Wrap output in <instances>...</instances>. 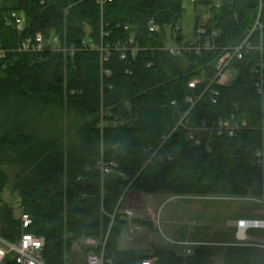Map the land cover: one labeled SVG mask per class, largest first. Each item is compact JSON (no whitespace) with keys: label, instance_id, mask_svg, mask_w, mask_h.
<instances>
[{"label":"trees","instance_id":"trees-1","mask_svg":"<svg viewBox=\"0 0 264 264\" xmlns=\"http://www.w3.org/2000/svg\"><path fill=\"white\" fill-rule=\"evenodd\" d=\"M190 3L196 13L187 40L185 0H111L103 8L98 0H0V45L7 51L0 58V148L10 147L24 168L20 204L33 219L29 230L46 239L48 264H68L73 245L89 238L101 245L87 253L103 251L105 264L152 256L160 264H214L217 255L225 264H264V249L247 243L221 252L202 244L187 256L165 245L152 251L121 246L128 225L124 202L133 193L264 197L258 155L264 151V97L256 87L264 60V0ZM12 13L26 16L24 32ZM152 19L161 27L157 32L149 29ZM202 25L205 34L198 33ZM38 32L58 34L78 50L18 51ZM132 37L139 49L122 58L117 47ZM245 39L252 48L229 65L238 71L235 79L212 85L219 91L216 103L208 81L189 87L193 78H214L219 59ZM170 40L192 49L174 55ZM206 42L210 47L195 50ZM89 43L110 46L109 59L102 61ZM191 96L200 97L193 107ZM233 116L249 128L234 136L204 128ZM30 124L44 129L40 139ZM57 132L62 139L71 134L70 142ZM101 162L114 163L113 172L103 174ZM2 163L0 230L16 242L24 229L1 196L8 182ZM1 264H16L14 256Z\"/></svg>","mask_w":264,"mask_h":264},{"label":"rangeland","instance_id":"rangeland-1","mask_svg":"<svg viewBox=\"0 0 264 264\" xmlns=\"http://www.w3.org/2000/svg\"><path fill=\"white\" fill-rule=\"evenodd\" d=\"M184 6L186 11L182 26L186 39L189 40L194 36L196 12L189 0H185ZM171 42L172 40L168 44ZM237 72L235 76L233 75L234 77L230 76V78L233 77L232 81ZM69 115L72 116L68 113L66 117ZM30 130H34L39 139L44 134V129L39 128V125L33 127L30 124ZM56 136L64 140L65 144L71 140V134L66 132H64V139L61 133L57 132ZM0 159L4 160L1 167L8 176L7 186L1 196L16 209L19 216V198L24 188L19 174H22L24 168L15 161V152L11 151L7 145L0 148ZM123 211L127 215L128 223L121 239V246L125 249L152 251L157 245H165L181 254L185 247L179 242L186 240L218 246L220 252L223 246L233 244H264V229L251 228L247 230V238L238 239V229L234 224V221L239 218L264 219V197L180 196L165 192L133 193L126 198ZM89 246L82 244L81 241L75 243L69 263L88 264L87 248ZM192 248L195 249V247ZM213 261L214 264H225L221 255L214 256Z\"/></svg>","mask_w":264,"mask_h":264},{"label":"built area","instance_id":"built-area-1","mask_svg":"<svg viewBox=\"0 0 264 264\" xmlns=\"http://www.w3.org/2000/svg\"><path fill=\"white\" fill-rule=\"evenodd\" d=\"M111 0H98V3L103 8L104 4ZM196 0H190V2H195ZM11 18L15 21L16 28L19 32H24L25 24H26V16L24 14H17L12 13ZM207 18V16H205ZM11 23V22H10ZM160 26L155 23L152 19L150 20L149 29L151 32H157L160 30ZM206 30L204 26H200L198 29L199 34H205ZM208 48L210 47L209 42H206L204 46L198 45L195 47L197 52L201 51V48ZM86 48L90 49H99L102 53V61H107L111 55V48L108 45H100L96 46L93 43H89L86 45ZM119 50L122 51V58L127 57L128 51H131L133 56L136 55L139 47L135 44L134 38L132 37L127 44L119 45L117 47ZM252 48V45L245 39L240 45L233 48L230 52L225 53L217 63L218 73L214 78H207L205 76L199 78H193L189 82V87L192 89L197 88L199 85L203 84L204 82L208 81V86L206 90H210L212 94V102H217V97L219 96V91L212 87V85H227L230 81H232L233 77L235 76L236 69H232L229 67L231 60L236 58H243L244 54L247 53ZM48 49L51 50H63L68 51L71 54H74L78 47L76 45H72L71 47L65 46L61 42V38L58 34H52L50 37L46 38L41 32H38L33 38H27L22 41L21 46L19 47L18 51L20 52H43ZM167 49L174 55H181L185 50L192 49L189 47L186 42H182L181 44H176L173 41L171 44H168ZM7 51L0 45V58H4ZM259 73L258 82L256 83V87L260 95L264 97V60L262 61L260 68L257 71ZM233 76L230 78V76ZM230 80V81H229ZM200 97L191 96L188 98V101L192 104V107L198 102ZM264 123V121H263ZM264 125V124H263ZM204 128L209 129L210 131L217 132L218 134L222 135L227 133L229 136L236 135L239 131L243 129L249 128V123L246 120H237L234 116L231 119H222L219 122L213 124L211 127ZM260 157V163L264 165V151H260L258 153ZM115 166L114 163L106 164L104 162L100 163V169L103 174H110L113 172V167ZM19 217L21 220L22 228L24 229L21 238L16 242H11L5 239L1 235L0 230V264L3 263L9 255H13L15 258L16 264H48L42 255L43 248L46 243V239L44 236H38L35 233L31 232L29 229L33 224V219L29 213L23 210V207L20 204V212ZM238 223H235L237 222ZM234 222L235 226L238 229L241 227L246 228L247 230L251 228H261L264 229V219H248V218H241ZM249 222V223H248ZM246 223V224H245ZM248 223V224H247ZM238 237V233H237ZM238 239H241L238 237ZM245 239V238H244ZM179 244L183 245L185 248L183 250V255H191L193 254L194 248L204 243L197 242V241H181ZM256 245V244H254ZM260 246L264 248V244H257L256 246ZM87 263L88 264H105V259L103 255V251L101 254H97L95 252H89L87 254ZM135 264H160L159 258L157 256H152L149 258H145L139 260Z\"/></svg>","mask_w":264,"mask_h":264},{"label":"crops","instance_id":"crops-1","mask_svg":"<svg viewBox=\"0 0 264 264\" xmlns=\"http://www.w3.org/2000/svg\"><path fill=\"white\" fill-rule=\"evenodd\" d=\"M184 30V29H183ZM185 34V33H184ZM186 35V34H185ZM239 219H241V218H239ZM238 220V219H237ZM236 221V220H235ZM234 221V222H235ZM81 243L83 244V243H85V244H87V245H90V246H94V247H97V246H100L101 245V242L100 241H98V240H95V239H91V238H89V239H86V240H82L81 241ZM202 243V242H201ZM123 248V247H122ZM135 249V248H134ZM87 254V253H86ZM70 256H71V253H70ZM70 256H69V258H70ZM68 264H70L69 263V261H68Z\"/></svg>","mask_w":264,"mask_h":264},{"label":"bare ground","instance_id":"bare-ground-1","mask_svg":"<svg viewBox=\"0 0 264 264\" xmlns=\"http://www.w3.org/2000/svg\"><path fill=\"white\" fill-rule=\"evenodd\" d=\"M235 223H238V221L235 222ZM248 223H249V222H248ZM248 223H247V224H248ZM245 224H246V223H245ZM238 237L241 238V239H244V238H247V237H248V235H247V233H246V228H245V227H241V228L239 229Z\"/></svg>","mask_w":264,"mask_h":264}]
</instances>
